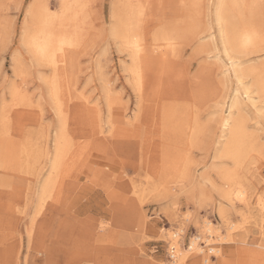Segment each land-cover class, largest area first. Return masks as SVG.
Listing matches in <instances>:
<instances>
[{
    "label": "rangeland",
    "instance_id": "obj_1",
    "mask_svg": "<svg viewBox=\"0 0 264 264\" xmlns=\"http://www.w3.org/2000/svg\"><path fill=\"white\" fill-rule=\"evenodd\" d=\"M238 1L225 0L228 28L242 22L260 38L230 52L242 80L218 0H79L68 14L62 0H0V264H264V0ZM40 5L72 35L54 62L25 42ZM120 21L142 43L140 87L114 36ZM238 94L237 161L223 153V122ZM236 188L246 202L230 200ZM205 219L224 239L207 246ZM180 228V247L200 235L204 252L176 263L169 233Z\"/></svg>",
    "mask_w": 264,
    "mask_h": 264
},
{
    "label": "bare ground",
    "instance_id": "obj_2",
    "mask_svg": "<svg viewBox=\"0 0 264 264\" xmlns=\"http://www.w3.org/2000/svg\"><path fill=\"white\" fill-rule=\"evenodd\" d=\"M78 1L79 0H62V5H63L62 8H64V13L68 14L69 12L73 11L75 9V7H77V5H78ZM231 1L234 2L236 0H231ZM240 1L243 2V0H240ZM240 1H238V2H240ZM216 4H217V10H216L217 11L216 12L217 19H218V21L221 24L219 32L221 33L222 38H224L223 40H225L224 43L227 44L226 52L228 53L227 54L229 56L228 58H230V60H231V66H232L231 70L234 72L235 77L238 80H242L244 77H246L248 75V71H247V69L245 67H243L241 65V63L237 64L236 61L232 60L233 57H231V55H230L231 53L230 52H236V51L240 52V51L248 50L249 47H251V46L253 47V45H256L257 43H259V39L260 38H259V35H258L259 33L257 32L258 30L256 31L255 29H252V28L250 29L247 26H243L242 22L240 24V25H242L241 28L239 27L240 25H238V29L231 30L230 28H228V26H230V25L226 23V21L228 22L229 19L227 20L226 17H225V13H226V10H227V6H226V3H225V0H218V2ZM236 4H238V3H236ZM248 4H249V2H248ZM252 4L254 6L253 2H252ZM244 5L246 6V4H244ZM244 5L242 4V6H244ZM39 8L40 9L35 8V10H32V14L35 16V18H37L36 19L37 22H36V26L34 28V31H32V33H25V42H26L27 46L29 47L30 51L32 52V54L37 59L39 58V59H43V61L44 60H49L51 62H54V56H56L55 55L56 52H58V51L60 52L61 50L63 51L62 48L64 46H66V45L69 46L70 44H72V35L69 32H67L66 29H63L61 32H58V33L55 32L53 30L54 29L53 28L54 25H56L55 24L56 21H54V17L50 16L47 7H44V6L40 5ZM237 8L239 9V7H237ZM251 9H252V7H251ZM253 9H255V8H253ZM240 10H241V8H240ZM240 10H239V12H240ZM64 16H65V14H64ZM128 18H130V17H128ZM234 18H236V16ZM250 18H251V16H250ZM68 19H70V18H68ZM239 19L240 18H238V22H239ZM63 22L64 21L62 19V23ZM131 22L134 23L133 21H131ZM247 24H249V23H247ZM125 25L126 24L123 21H120L119 27L115 31L114 36L117 35V38L119 37V39L122 40V42L125 44V46L132 50L131 53H132V58H134V60H133V65H132L131 68L129 67V70H130V72H132L133 76L136 79V82L138 84L137 87H140V84H141V80L140 79H141L142 76L140 77V73L141 72L139 71V67H138V58H139V56H140V54L142 53V50H143L142 47H141L142 43L140 44V42H139V39H138L139 36H136L134 34H130L131 33L130 31H129L130 33L126 32V31H123V30H127L128 29V27H126ZM253 26H254V23H253ZM248 51H250V50H248ZM234 59H235V57H234ZM226 70L229 71L230 69H226ZM256 70L257 69H255V68H252V69L250 68L249 69V73H252V72L255 73V72H257ZM259 77H257L256 81H257L258 85L260 86V89L264 93V79H262L264 76L262 78H259ZM48 83H49L48 85H50L52 96L54 98H56L57 94H58L57 80L56 79H52V80L48 81ZM244 94L248 97V99L251 98V95H250V93L247 90L244 91ZM239 104H240V101H239V94H238V95L235 96V98L233 99L232 104L230 105V112H229L230 114H229V116L227 118H225L224 122H223V126L224 127H228V132H229L228 138H227L225 146L223 148V153H224V155H227V156H229V157H231V158H233V159H235L237 161H238L239 157L241 156V152L243 151V147H244L243 144H245V143H243L245 141L244 137H245V135H247L246 134L247 132L245 130L246 127H244L243 126L244 124L241 123V121H242L241 117H238L237 115H235V113L233 111H231L232 107L238 106ZM111 110H112V107H111V105H109V112L111 113V115H113ZM123 118H124V116H123ZM121 121H123V120H121ZM62 135H63V133L61 132L60 135L58 136L59 142L58 141L56 142V155H55V158H54V161H53V167L54 168H56L57 165H59V163L61 161V158H62V155H63L64 150H65V147L62 144L65 138H63ZM61 139H62V141H61ZM247 139H248V137H247ZM246 142H247V140H246ZM9 155H10V153H9ZM242 155H244V154H242ZM12 163H14V162H12ZM53 167H51V169ZM51 172H52V170H51ZM51 177H52V175H51ZM53 180H55V179H53ZM51 185L52 184H50V186ZM47 188H48L47 186H44V189L42 190L43 195L47 191ZM228 193H229L228 197H230V200L237 199L240 202H246L247 198L245 196V192L242 189H239V188L231 189V190H229ZM260 199H262V198H260ZM221 213L223 214V212H221ZM230 225H229V227L232 228V226H230ZM181 231L183 232V228H180L178 232L169 233L170 236H171V239H172L171 246H172L173 250L176 253V257H178V260L176 259V263H178V261H180V263H183L186 260V257L188 256V252L190 250H195V251L198 250L199 252H204V249H202L203 246H201V244L199 242V240L202 239V237L200 235L194 236L191 239V244H190L189 248L183 250L181 248L182 246L180 247V244H179V240L180 239L177 237L178 234H180ZM200 232H201L200 234H206L207 233L208 236L205 237V240H204L207 243V246L211 245L212 241L215 240L214 237H217L218 239H224V238L221 237V233L222 232L220 233V228H216L215 225L213 224V222L211 220H209V219L203 220V224L201 226V231ZM213 242H215V241H213ZM211 250L217 252L218 254L221 253V250L219 248L212 247ZM207 259L208 258L206 257L205 260L207 261Z\"/></svg>",
    "mask_w": 264,
    "mask_h": 264
},
{
    "label": "built area",
    "instance_id": "obj_3",
    "mask_svg": "<svg viewBox=\"0 0 264 264\" xmlns=\"http://www.w3.org/2000/svg\"><path fill=\"white\" fill-rule=\"evenodd\" d=\"M171 257H172L173 259L176 258V253H175V251L173 250L172 247H171Z\"/></svg>",
    "mask_w": 264,
    "mask_h": 264
}]
</instances>
